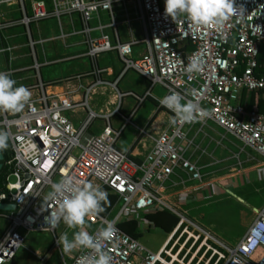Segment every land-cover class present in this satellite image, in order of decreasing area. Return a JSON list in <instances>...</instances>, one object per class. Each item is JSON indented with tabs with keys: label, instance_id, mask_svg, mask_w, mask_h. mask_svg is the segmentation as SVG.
<instances>
[{
	"label": "built area",
	"instance_id": "1",
	"mask_svg": "<svg viewBox=\"0 0 264 264\" xmlns=\"http://www.w3.org/2000/svg\"><path fill=\"white\" fill-rule=\"evenodd\" d=\"M119 1L122 0H0V30L79 14L80 33L86 42L84 55L95 59L99 54L116 52L122 63L121 74L134 71L148 82L143 94L129 91L120 93V97L132 96L140 103L159 85L164 95L171 90L178 91L206 114L198 113L196 122L176 120L160 132L148 134L150 149L142 160L136 161L116 146L129 117L122 116L123 124L116 129L111 125V115L105 116L102 131L92 134L96 117L92 111L89 110L78 126H74L67 115L87 107V93L93 84L102 81L103 70L98 67L92 70L97 78L84 87L83 96L78 100L48 92L43 84L27 86L33 95L22 113L0 112V128L7 130L10 136V147L3 152L0 171L4 174L0 203L15 205L14 210L1 214L7 224L0 236V264L13 259L24 247L29 233L55 230L46 226L44 216L48 213L39 210L45 204L43 198L47 197V188L56 178L60 180L68 175L100 184L117 196L118 208L113 218L90 217L94 234L108 222L115 226L112 238L102 241L104 250L112 256V264H168L167 258H171L169 253L175 245H171V239L181 228L183 216L171 210L177 214L179 222L158 251L144 246L139 239L120 229L118 223L130 216L138 218L143 213L165 209L167 204L159 188L177 170L185 172L191 180L201 179L199 168L186 156L190 144L188 128L212 122L243 147L264 158V111L245 109L239 102L243 91L264 97V0H236L244 14L233 17L222 29L193 26L183 16L174 21L164 14V0H125L135 2L143 36L129 41L118 38L112 41L103 33L93 36L90 20L104 11L111 16L110 25L115 26L113 9ZM2 6H16L20 16L6 18ZM137 45L144 47L140 56L133 55ZM191 58L203 61L200 73L186 72ZM158 105L173 119L174 113L159 100ZM27 140L37 143L38 156L28 158L19 151L21 143ZM11 176L14 182L9 181ZM46 203L51 207L54 201ZM139 222L141 230L153 228L145 220ZM205 234L204 245L216 256L214 264H264V211L258 212L235 245ZM207 239L216 247L207 245ZM185 244L181 245L177 256ZM91 255L90 250H79L70 264H87Z\"/></svg>",
	"mask_w": 264,
	"mask_h": 264
},
{
	"label": "crops",
	"instance_id": "2",
	"mask_svg": "<svg viewBox=\"0 0 264 264\" xmlns=\"http://www.w3.org/2000/svg\"><path fill=\"white\" fill-rule=\"evenodd\" d=\"M2 11L4 12L5 17L9 19H17L20 16L16 6H2ZM113 16L116 23L115 26L110 25L111 16L108 12L101 11L97 17H93L89 22L91 28L94 29L92 35L97 36L103 33L108 35L112 41H115L117 38L121 41H129L132 38H141L143 36V28L141 22L137 18V7L135 2L125 0L117 2L114 4ZM99 26L102 27L99 28ZM81 28L82 22L79 14H73L72 16H63L59 20L51 18L39 22H33L29 26L19 24L0 30V71L9 73L18 84H23L25 86L43 84L48 92L78 100L83 96L84 87L93 83L97 78V76L92 73V70L95 67L100 68L103 70L101 73L102 81L93 84L89 89L87 93V107L78 108L72 112H68L67 115L74 126L80 124L81 120L87 115L89 110L95 114L96 118H105V116L111 115V125L116 129L123 124L122 116L129 117L130 121L123 127L119 138L128 125L132 126V129L128 132V135L125 136L126 138L123 140L122 146L117 144L119 138L116 142V146L120 151L130 155L136 161H140L150 149L151 142L147 139V135H154L160 132L172 121L171 114L158 105V100L164 96L165 91L161 86H155L152 95L146 97L152 100L153 106L150 105L147 110L145 109L142 114L135 119V108L137 105L140 106L146 98L139 103L132 96L120 97V93L122 94L132 91L141 95L148 87L147 80L134 71H128L121 74L122 63L116 52L102 53L95 59L84 55L86 52V42L84 36L80 33ZM31 42H33L32 45ZM36 47H39L38 53ZM15 49L21 50L15 53ZM29 49H31V51ZM143 53L144 47L142 45L134 47V56H140ZM31 60L33 62H31ZM127 74L140 77L142 82H140V84H129L127 82L128 80H124L125 86L128 90L120 91L118 86ZM114 82L116 83L114 84ZM99 92L101 95H107V99L103 104H99L96 99H94V96ZM251 94L252 93L243 91L239 97V102L245 109L254 107L251 104ZM125 97H130L132 99L131 102L128 104L125 103ZM257 98L262 99L264 97L257 93ZM116 110H118V113H114ZM114 117L116 118V122H113ZM105 124L106 119L103 125ZM92 127L90 131L92 134H99L104 128L103 127L100 131L96 130L95 132L92 130ZM209 128L220 129L218 126L208 121L205 124L197 123L187 130V137L190 144L188 145L186 156L199 168L201 179L199 181L191 180L185 172L177 170L176 173L159 188V193L161 197H164L162 194L165 189L178 185L175 176L180 175V172L185 173L188 179L192 182H201L199 185L201 191L197 194L198 198H201L204 203H210L212 200L214 205V211L211 217H206L202 222L204 229L217 240L228 245H235L245 232L239 239H237L236 235L229 229L218 228L213 220V216L219 205L225 206V204L230 201L239 203L247 210H258L259 206L264 208V199L256 205L253 204L251 198H249L250 187H257L258 191L262 189L261 184L264 182L262 172L264 169L261 171L252 170V166L249 165L248 169H245L244 171L235 170L234 173L226 174L222 178L220 177L221 180L216 181V179H214V183L202 181V167L197 165L196 160L190 158L188 151L197 149L198 152L206 153L207 150L198 145L197 141L202 137L205 139L204 135L207 136L209 134ZM144 142L145 145H142ZM197 161H199V158ZM248 162L250 161L248 160ZM227 166V168H231L230 165ZM254 176H257V179H255ZM183 184L186 185V183ZM103 189L105 190V188ZM192 193L193 192H190V195H192ZM184 200H187V198L182 197L181 201ZM117 208L118 205L116 201V204L108 215L115 212V209ZM261 211H264V209ZM141 216L142 214L137 220L139 223L138 229L142 236L145 231L141 230V223L139 222L142 220ZM132 217L134 216L128 218ZM0 219L2 220L0 223L1 236L6 227L7 221L2 215H0ZM125 219L127 218L122 220ZM153 228H158L161 232L167 235V238L159 247L160 249L170 239L175 227L170 233L162 231L159 227ZM41 232L50 233L48 231ZM29 234L26 237L29 241V247H27L28 250H35L34 255L36 257H41L48 250L49 244L37 241L30 243ZM140 237L138 239H140ZM24 246H26V244ZM16 255L12 260L5 264H10V262L16 260Z\"/></svg>",
	"mask_w": 264,
	"mask_h": 264
},
{
	"label": "rangeland",
	"instance_id": "3",
	"mask_svg": "<svg viewBox=\"0 0 264 264\" xmlns=\"http://www.w3.org/2000/svg\"><path fill=\"white\" fill-rule=\"evenodd\" d=\"M38 48L36 47L37 53ZM20 50L21 49H15L14 52L16 53ZM29 50L31 51V49ZM31 62L33 61L31 60ZM124 80H128L127 82L129 84H140V82H142L140 77L127 74L118 86L120 91L128 90L125 86ZM94 99H96L99 104H103L107 99V95H101L99 92L94 96ZM131 100L132 99L130 97H125L124 102L128 104L131 102ZM150 105L153 106V102L150 98H146L144 102L140 104V106L137 105L134 111V113H136L135 119L137 116L142 114L145 109L147 110ZM113 120V122H116L115 117ZM104 122L105 118L95 117L92 130L95 132L96 130L100 131L104 127ZM131 129L132 126L130 125L125 128L117 142L119 146H122L123 140L126 138L125 136L128 135V132H130ZM209 129V134L207 136L204 135L205 139L202 137L197 141L198 145L207 150L206 153L198 152L197 149L188 151L190 158L192 160H196L197 165L202 167V181L214 183V179H216V181L221 180V178L226 174L234 173L235 170L244 171L245 169H248L249 165L252 166V170L261 171L264 169V158L259 156L257 153L244 148L236 138L224 132L222 129ZM198 158L199 161H197ZM248 160L250 162H248ZM227 165H230L231 168H227ZM262 173L264 176V170ZM254 178L257 179V176H254ZM175 179L178 182V185L165 189L162 194L164 196L163 199L167 204L165 209L170 211L174 210L177 214H180L184 217L181 228L171 239V245L175 243L172 254L177 253L182 244H186L179 253V256H177V260H172V257H168L167 262H172V264H214L216 256H213V252L208 249L209 247L204 245L206 238L205 233H207V231L204 229L202 224L203 220L208 216L211 217L214 211L212 200L210 203H204L202 202L201 198H198L197 194L201 191L199 187L201 182L190 181L187 175L183 172H180V175L175 176ZM9 181L14 182L15 178L11 176ZM57 181H59L58 178L54 180V182ZM183 183H186V185ZM261 186L262 189L259 191L257 187H250L249 198H251L253 204L258 205V203L264 199V182L261 184ZM49 191L50 187H48L46 190V196ZM190 192H193L192 195H190ZM182 197H186L187 200L181 201ZM263 209L264 208L262 206H259L258 210H247L239 203L230 201L226 203L225 206L219 205L213 216V220L218 228L221 227L229 229L231 232H233V234L236 235V238L239 239L255 219L257 213ZM116 212L117 209H115V212L108 215L107 218H113ZM87 219L89 225L88 230L92 232L94 225L91 224L90 217ZM1 222L2 220L0 219V223ZM64 231H68L71 237L73 230L67 229L62 223L50 233H30V243L37 241L40 243L49 244L48 250L41 257H36L34 255L35 250H28L27 247H29V241L26 239V246L19 250L15 257L17 259L10 262V264H70L79 250L74 251L70 255H63L61 253L60 246L57 243V238ZM166 238L167 235L161 232L158 228H150V230L148 229L143 233L139 241L150 250L157 251ZM206 242L210 247H216L211 239H207Z\"/></svg>",
	"mask_w": 264,
	"mask_h": 264
},
{
	"label": "clouds",
	"instance_id": "4",
	"mask_svg": "<svg viewBox=\"0 0 264 264\" xmlns=\"http://www.w3.org/2000/svg\"><path fill=\"white\" fill-rule=\"evenodd\" d=\"M164 14L174 21L180 17L190 20L193 26H214L222 29L226 22L235 16H242L244 9L236 4V0H164ZM203 61L191 58L186 66V72L198 74L203 70ZM32 91L23 84H18L9 73L0 71V112L22 113L31 102ZM159 103L174 113L172 123L176 120L193 123L198 119V113L204 111L198 105L185 100L180 92L171 90L164 95ZM10 147V136L7 130L0 129V154ZM19 151L28 158L38 156V145L34 140L23 141ZM108 192L100 184L73 175L62 177L50 186L45 204L40 212L44 216L46 226L54 230L61 225L73 230L71 237L64 231L57 238L63 255H70L76 250H90L92 255L87 258V264H112V256L104 250L102 241L112 238L115 226L108 222L98 229V233L90 232L88 219L104 212L108 203ZM46 201H54L51 207Z\"/></svg>",
	"mask_w": 264,
	"mask_h": 264
},
{
	"label": "trees",
	"instance_id": "5",
	"mask_svg": "<svg viewBox=\"0 0 264 264\" xmlns=\"http://www.w3.org/2000/svg\"><path fill=\"white\" fill-rule=\"evenodd\" d=\"M251 104L254 106V109L258 111H264V98H257V93L255 92L251 94ZM3 178L4 174L2 171L0 172V189L2 188ZM108 194V203L104 205L105 210L103 213L99 214L102 217H106L109 214V212L112 210L117 201L116 195L110 193ZM1 214L2 213L0 212V215ZM141 219L147 221L149 223V227H159L162 231H165L166 233L172 232L173 228L179 222V217L167 209H159L156 211L143 213ZM138 226L139 223L136 217L127 218L118 223V227L120 229H122L127 234L136 239L141 236Z\"/></svg>",
	"mask_w": 264,
	"mask_h": 264
},
{
	"label": "water",
	"instance_id": "6",
	"mask_svg": "<svg viewBox=\"0 0 264 264\" xmlns=\"http://www.w3.org/2000/svg\"><path fill=\"white\" fill-rule=\"evenodd\" d=\"M3 163H4V156L3 154H0V171L3 167ZM15 205L12 203H0V212H8V211H12L14 210Z\"/></svg>",
	"mask_w": 264,
	"mask_h": 264
},
{
	"label": "bare ground",
	"instance_id": "7",
	"mask_svg": "<svg viewBox=\"0 0 264 264\" xmlns=\"http://www.w3.org/2000/svg\"><path fill=\"white\" fill-rule=\"evenodd\" d=\"M172 257V260H177V255L176 253L175 254H172V253H169ZM179 262H181L180 260H178ZM168 264H171V262H168Z\"/></svg>",
	"mask_w": 264,
	"mask_h": 264
}]
</instances>
